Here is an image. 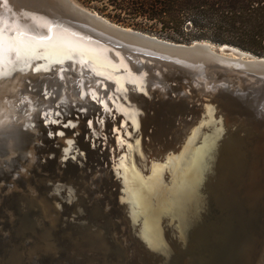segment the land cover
I'll return each mask as SVG.
<instances>
[{
    "label": "bare ground",
    "instance_id": "1",
    "mask_svg": "<svg viewBox=\"0 0 264 264\" xmlns=\"http://www.w3.org/2000/svg\"><path fill=\"white\" fill-rule=\"evenodd\" d=\"M36 22L38 24H33L35 27H29L34 28L32 31L24 27H13L9 32H2L3 28L0 27V132L5 130L13 132L9 135L13 137L23 135L25 138L21 139L24 142H28L31 138L39 139L38 136L41 133L23 132L26 125H34L37 130L43 128L37 116L39 107H29L28 103L26 107V102L22 104L27 96L35 98L36 95H40L34 94L37 89L42 88L37 84L44 83L43 86L46 88L44 91L47 92L41 98V109L48 105H57L58 101L54 97L61 94L66 103H80V105L69 107V114L67 112L66 116H71L73 112L75 114L80 112L82 116L91 117L97 114L95 100L87 99L84 93H81L82 96L79 99L74 95V93L80 94L75 89H69L68 93H59L61 87L58 86L60 83L54 81L55 73H48L52 68L63 67V65L56 67L57 65L66 63L68 60H74L78 64L87 57H92L103 65V67L96 66V73L105 75L104 78L111 81L120 93L123 90L118 87L124 81L141 79L131 72L121 76L110 72L109 64H112L114 68L119 65L126 68L132 66L125 60L119 59V64H116L115 60L113 62L109 55L103 53V47L98 43L83 36L80 37L81 35L71 34L65 29L53 30L44 19H37ZM37 26L44 28L46 32ZM42 37H51L44 47L39 44ZM33 65H36L35 69H40L42 73L38 70L34 71L35 73L27 72ZM74 66L77 65L74 64ZM89 90L93 93L98 92L91 87ZM115 95L116 98L112 101H115L117 110L125 114L124 121L130 120L127 125H134L139 129L144 139L141 143H138L136 139L129 140L131 143L129 148L126 147L128 150H125L118 169L125 179L123 180L124 189H126V207L131 208L133 215V217L128 215L127 219L131 220L129 224L125 219L122 221L130 232L132 228V232L139 237L142 253L144 250L156 253L155 258H148V263L184 264L182 256L193 250L195 253L188 256L185 264H234L235 262L236 264H264V217L255 223L256 210L253 208L264 194V140L259 143L258 161L252 166H247L243 138L237 134V131L224 133L220 130L219 120H214L210 116L199 123L200 128L195 132L194 137L178 152L176 148L182 143L181 137L199 117L182 116L193 113L192 108H185L183 99L174 105L177 110L170 111L171 114L174 112V115L165 113L162 116L153 114L155 111H150L147 106L146 108L141 106L130 94L122 93L123 99H120L118 94ZM183 97L187 96L183 95ZM61 107L64 113V107ZM223 108L229 110V105L225 104ZM254 112V110L248 111L247 114L251 115ZM8 118L12 120L11 123L7 120ZM245 118L257 127L262 125L264 128V116H245ZM69 119L73 120L71 117ZM54 128L57 127L54 125ZM49 131L56 132V130ZM42 135L44 140H41V145L45 147L47 134ZM69 140L71 141V137ZM4 144H6L5 140L1 142L0 148ZM42 146L39 148L42 149ZM146 147L153 148V151L152 149L147 151ZM103 154L104 152L100 156ZM91 155L94 157L95 153ZM159 156L160 160H157ZM6 165L7 169H12L11 164ZM114 185L119 192L117 182ZM69 189L72 188H67L63 183L52 184L51 192L56 195L55 198L58 200L56 204L60 212H57V208L50 209V212L53 216L57 214L58 218L59 214L63 215L67 230L70 229L72 232H68V238L57 243L60 248L57 250L51 240L50 232L36 234L35 228H32L33 233L36 234L34 236L36 241L40 239L43 245L46 244L45 252L41 254L44 256L49 254L48 257L52 258L51 256L57 251L60 253L64 250L66 253L65 250L71 247V254L67 256L71 260L75 259L73 253L81 255L84 253L91 256L88 259L89 264H102L103 261L106 262L102 259L107 256L111 258L113 250L107 236L113 232L107 226L99 225L100 223L90 222V225L80 218L79 214L86 210L84 204H80L82 201L76 202L79 205L68 203V206L59 202L61 200L71 202L74 199L72 194L65 199L67 196L65 193ZM61 195L64 198H60ZM128 196L129 200H127ZM115 200L117 202V197ZM32 203L36 205L38 202L32 199ZM32 203L28 206L33 205ZM69 206H72L73 212L77 211L79 214L74 216L70 212L66 213ZM242 209L246 211V215L240 217L237 212L240 213ZM26 215L18 222L16 228L10 226L15 230L11 228L8 235L18 232V229L23 233L30 231L31 228L26 227L27 223L24 220L29 223L34 221ZM238 217H245V219L238 220ZM62 223L63 218L61 225ZM255 224L256 228L253 227ZM32 226L34 227V224ZM23 233L21 235L25 237ZM29 233L33 235L31 231ZM112 236L114 238L113 234ZM72 240L75 243L69 246L67 243H71ZM62 241H66L64 246L61 245ZM87 244H90V251L84 252V249L79 251L80 246L87 247ZM133 244L136 245V243ZM34 247V250L30 249L31 246L29 247L28 256L30 253L34 256L33 252L36 253L38 246ZM105 247L109 251L106 252ZM50 252L54 253L50 254ZM16 253V248L10 251L1 264L12 263L15 260L12 258L17 256ZM180 254H182L181 257H179ZM116 256L117 259L112 261L116 264H121L123 256L126 261L127 259L130 261L126 251L123 254L120 249H117ZM25 257L22 258L25 259ZM28 260V264H32L33 259L28 258Z\"/></svg>",
    "mask_w": 264,
    "mask_h": 264
},
{
    "label": "water",
    "instance_id": "2",
    "mask_svg": "<svg viewBox=\"0 0 264 264\" xmlns=\"http://www.w3.org/2000/svg\"><path fill=\"white\" fill-rule=\"evenodd\" d=\"M37 19L46 20L49 23V27L53 30L65 29L71 34L81 35L80 37L83 36L98 43L103 47V53L105 52L109 55L113 62L115 60L116 64H119V59L125 60L126 63L132 66L131 68H126L122 65L114 68L112 64H109L111 66L110 72L119 76L131 72L135 74L134 76L141 77V79H137V81H124L118 89L123 90L122 93L125 92L128 95H132L141 106L145 108L147 106V109L150 111L154 110L153 114L163 116L167 113L172 116L174 112L171 114L170 111L177 110L174 105H177L183 99L185 108H192L193 113L182 116L199 117L184 132V136L180 139L182 143L176 148L178 152L194 137L195 132L200 128L199 123L205 118L212 116L214 120H219L221 131L223 130L224 133L237 131V134L243 138V149L246 153L247 166H252L258 161L257 154L260 148L259 143L261 140H264V128L262 125L261 127L260 125L257 127L253 122L248 121L245 116H264V57L255 56L234 46H220L209 41L177 43L158 38L113 23L94 11L80 7L71 0H0V27L3 28L1 29L2 32H9L13 27H24L32 31L34 28L29 27H35L33 24H38L36 22ZM40 29L44 30V28ZM69 64H72V66H67ZM74 64L77 66L75 67ZM61 65L64 68H52L48 72L55 73L54 81L60 83L58 86L61 87L59 93H68L69 89H75V91L77 90L80 93L79 95L72 90L70 92L78 96L77 99L82 96L81 93H84L85 97L89 100L94 99L97 104V114H95L97 120L87 125L83 117V121L86 122L85 125H82L83 122L81 120L77 121L78 127L82 125V131L86 132V134L77 129L78 127L73 128L70 126L71 122L67 123L66 127H63L64 125L61 126L59 121L54 119L46 121L42 130H37L36 127L34 128V125H26L23 132H35L37 134L41 132V135L43 133L47 134V145L41 150L36 147L33 138L29 140V146H26L23 150H19L13 146L11 148L9 143L4 144L0 148V217H5L16 199L14 198V188H11L14 183L12 179L13 170L10 173V170L6 169V155L18 151L25 155L28 153L30 159L28 158L29 161L26 167L31 166L35 158L41 161V163H46L50 159L57 161L58 168L47 181L36 179V182L39 183L38 185L41 186L40 192L43 195H47V198L52 201L51 204L56 206L54 208H57L60 212V208L55 201L56 195L51 192L52 184L63 183L64 186L72 188L77 193V201H82L80 204H84L86 207L85 211L80 214L78 213L80 218L90 225V222H97L100 223L99 225L107 226L115 234L121 231L120 221L125 219L129 224L131 220L127 219L128 215L130 214L133 217L131 208L128 209L126 207L125 179L119 172V163L124 157L126 147L129 148L131 143L129 140L136 139L138 143L144 142L143 134L134 125H127L130 120L124 121L125 114L117 110L115 101L113 102L112 99L115 100V94H118L120 99L124 97H122V93L115 88V85L111 81L104 78L105 75L96 73V66L103 67L96 59L87 57V59L78 62V64L74 60H68L66 63H62L56 67ZM35 66L30 67L27 72L35 73L34 71L36 70L40 71L38 68L35 69ZM62 74L64 76H61ZM43 84H37L42 86V88L34 92L35 95L40 94L39 96L36 95L35 98L27 96L26 100L22 102V104L26 102V105L28 103L29 107H39L37 116L40 115L41 98L44 96V93H47L44 91L46 88ZM90 87L98 92L93 93L89 90ZM183 95L187 97L185 98ZM62 96L58 94L54 98L58 101V106L64 107L63 115L67 118L71 117L73 120H75V117L80 118V112H78L80 116L78 114H76L77 116H73L75 115L74 112L71 113V116H66L68 108L71 105H80V103H66L64 101L65 98ZM225 104L229 105V110L223 108ZM252 110L255 111V114L248 115V111ZM112 116L119 123L114 126L115 128L110 137L105 133V125L106 123L110 125L117 123L115 122L116 120L110 121ZM223 117L224 119H221ZM54 125L57 128H54ZM49 130H56V132H50ZM11 134L13 132L1 131L0 144L4 140L8 141L7 137ZM70 136L71 141L69 140ZM110 141L114 144V147L111 148V157L108 161L104 157L103 160H100L99 155L101 154H99V148L102 146L101 143L106 142V144H109ZM76 142L80 143V145ZM32 146L34 152L31 149ZM149 149L146 147L147 151ZM151 149L153 151V148ZM93 152L95 153L94 157L91 155ZM96 159L98 163H96ZM157 160H160V156ZM94 168L98 170L107 169V175L112 174L114 181L117 182L120 193L117 196V202L111 204L108 195V203L106 204L110 207L112 206L111 209L117 212L120 210L122 212L121 218L111 212V210H108V206L105 209L103 203L98 201V197H92L95 193V187L93 188L91 182L86 178L89 176L90 179L95 174L96 169ZM60 198H64L63 195ZM127 200H129V196ZM29 203H25V213L21 207H18L16 211L18 222L31 211L32 208L28 206ZM253 208L256 210L254 220L257 223V221L264 217V194ZM242 210L240 213L237 212L240 217H243L244 214L246 215V211ZM76 214L77 211L72 212V215L76 216ZM59 215V219L63 218V223L55 230L60 232L62 236L57 235L56 237L60 239H64L61 237L68 238V232L72 231L70 229L67 230L64 216ZM239 219L242 220L245 217H238ZM247 220L250 221L248 217ZM24 222L27 223L26 227H30V231L33 233L32 230L34 229L32 228L34 227L32 225H35L36 222L29 223L27 220H24ZM253 227L256 228V224ZM125 228L119 234V237L117 236L118 239H114L112 234L107 236L113 251L111 252V258L107 256L102 259V261H106H103L102 264H116L112 261L117 259V249H120L123 254L127 251L131 256L130 261L128 259L126 261L123 256L121 264H149L148 258H155L157 256L156 253L146 250L142 253V248L139 246V237L132 232L131 227V232L128 227L126 231ZM17 231L12 233L10 240H14V243L10 250H7L6 247H0V264L3 258L7 257V254L15 250V248L17 256L16 258H12L15 260L10 264H28V258L32 259V253L28 256L27 252H25L26 240H30V249L34 250V246L39 245L36 237L32 235L30 238L25 235L26 231L24 233L20 232L19 229ZM254 231L256 232V229ZM22 233L25 237L21 235ZM122 235L123 237L121 238ZM124 241L126 248L125 245H122ZM133 243H136V245L134 246ZM61 251L64 253V250ZM41 252L44 254L45 251L38 246L36 253L33 252V255L36 254L37 259L45 257ZM3 253L6 254L3 255ZM193 253L195 252L190 250L184 253V256L180 254L179 257L182 256L185 264V260ZM66 255L67 253L62 255L64 260L66 259L65 261L70 262V258H67ZM23 256H26L25 259L22 258ZM73 256L75 259L72 260L76 264H89L90 262L88 259L91 256L88 254L73 253ZM60 263L62 264V261Z\"/></svg>",
    "mask_w": 264,
    "mask_h": 264
},
{
    "label": "trees",
    "instance_id": "3",
    "mask_svg": "<svg viewBox=\"0 0 264 264\" xmlns=\"http://www.w3.org/2000/svg\"><path fill=\"white\" fill-rule=\"evenodd\" d=\"M123 27L177 43L209 41L264 57V0H79Z\"/></svg>",
    "mask_w": 264,
    "mask_h": 264
},
{
    "label": "rangeland",
    "instance_id": "4",
    "mask_svg": "<svg viewBox=\"0 0 264 264\" xmlns=\"http://www.w3.org/2000/svg\"><path fill=\"white\" fill-rule=\"evenodd\" d=\"M71 1H73L75 4L79 5L80 7L88 9L85 6H83L79 0H71ZM88 10H90V9H88ZM91 11H93V10H91ZM71 106H73V105H71ZM61 109H62V107L58 106V105H48V106H46V108L41 109L40 115H39L41 122L39 121V123L43 124V126H45L44 124L46 121H50V120L54 119V120L59 121L60 125H62V126L64 125L63 127H66L67 123L71 122L72 124L70 123V126H72L74 128V127H78L77 121L81 120L83 122L82 125H85V123L87 122L86 123V125H87L88 123L92 124L97 120V116H92V117L91 116H82V115L80 116L79 114L78 115L80 116V118L75 117L74 118L75 120H70L69 118L64 117L65 115H63ZM73 116H77V115L75 114ZM82 117L85 118L86 122L83 121ZM7 120L10 123L12 122V120L10 118H8ZM112 120H116V119H113V116H112V118H110V121H112ZM115 122H117V123L116 124L114 123V125H110L108 123H106V125H105L106 126L105 133L110 137L112 135V131L115 128L114 126H116L119 123L117 120ZM81 126H79L78 128L82 131ZM83 133L86 134V132H83ZM78 136L81 137L82 135H78ZM38 137H39V139L34 140V143H35L37 148L42 146L41 140H44V137H43V135H41V133L39 134ZM8 138L9 139H8V141H6V144L9 143L10 147L13 146L14 148H17L19 150H23V149H25L26 146H29V140L30 139H28V142H24V140L21 139V138H25V136H23V135H18L15 137L9 136ZM45 144L47 145V143H45ZM101 144H102V146L99 148L100 149L99 154H101L103 152H104V154L102 156L99 155L100 160H102L104 157L105 160L108 161L109 158L111 157V154H110L111 148L114 147V144L112 143V141H110L109 144H106V142H102ZM10 147H9V149H10ZM43 148H44V145L42 146V149ZM31 149H33V146L31 147ZM39 150H41V149L39 148ZM33 152H34V149H33ZM28 156H29L28 153L25 155V154H21L18 151H14L11 154L6 155V159H7L6 162L12 165V169L10 170V173L13 170L12 179L14 180V183L12 184L11 188H14L13 189L15 191L14 198H16L17 200L14 201V204H12L11 209L7 211V214L5 213L6 214L5 217H3V218L0 217V247H3V248L6 247L7 250L11 249V247L13 245L12 242H14V241L10 240L12 238L11 237L12 234L10 236L8 234L11 231L10 229L13 227L16 228V226L18 224L16 211H17L18 207H21V209L25 213L26 212L25 211V208H26L25 203L26 202L32 203V199H35V200H37L38 203L36 205H34L32 203L33 205L29 206L30 208H32L30 211L31 213L30 212H29L30 214L27 213L26 216H30L31 219L34 222H36L34 225V228L36 230V234L50 232V234L52 236L51 240L54 242V244H55L54 246L58 250L60 248H59L57 243L60 242L61 240H65V237H61L64 239H60V238L56 237L57 235H59V236L61 235L60 232H57L55 230V229L59 228V226L61 225V221L58 218L57 214H55V216L51 215L50 209H52V208L54 209L55 205L51 204L52 201L47 198V195H45V194L43 195L40 192L41 186L38 185L39 183L36 182V179H39V180L42 179L44 181H47L52 176V174H54L56 172V170L58 168L57 161L50 159L46 163H41V161H39L37 158H35L36 161L35 160L32 161L33 164H31V166L26 167V165L28 164V161L30 159ZM30 156H31V154H30ZM96 163H98V160L96 161ZM99 167H101V166H99ZM6 169H7V167H6ZM94 169H96L95 174L93 176H91L90 179H89V176H87L86 179L89 182H91V186H93V188L95 187L94 188L95 193L93 194L92 197H98V201L103 203V206H105L104 208L106 209V206H108L106 204V203H108V200H107L108 195L110 197V201H111L110 203L115 204L116 203L115 198L118 196L119 192H118L117 187L114 185V184H116V182L114 181L112 174L109 176L107 175V172H108L107 169H100V170H98L97 168H94ZM63 193H64V191H63ZM65 194L67 195L65 197V199H67L71 194H72L74 199L71 202H65L63 200H61L59 202H61L64 206H66V205L68 206L69 205L68 203H70V205L71 204L72 205L77 204L76 203L77 200L75 201V199L78 198V195L76 192H74L72 189H69V191H67ZM55 201L58 202L57 199H55ZM14 205H16V206H14ZM77 205H79V204H77ZM111 207L108 206V210H111V212H113L114 214L118 215L121 218L122 213H120V210H118V212H117L116 210L111 209ZM27 208H28V206H27ZM71 208H72V206H69L66 213H69V212L72 213L73 209H71ZM39 209H41V210L39 211ZM57 212H58V210H57ZM55 213H56V210H55ZM13 220H15V221L11 222ZM119 224L121 227V231H119L118 233L116 232L115 234L112 233L114 235V238H116V239H118L117 236L119 237V234L122 233L123 229L125 228V224L123 223V221H120ZM10 226H13V227H10ZM32 234L34 236H36L35 233H32ZM25 235L30 237V238L32 236V235H30L29 232H25ZM100 235H101V233H100ZM122 237H123V235H122ZM78 238H81V237H78ZM85 238H87L86 235H85ZM10 242H11V244H10ZM37 242L39 244L38 246L41 249L42 248L44 249L46 244L43 245L42 242L40 241V239ZM65 242L66 241H62L61 245L64 246ZM70 242L71 243H67L69 246H71L72 243H73V245L75 243L74 240H72ZM85 243H87L86 240H85ZM127 243L129 244V242H127ZM26 244H27V247H26V252H27V250L30 247V240H27ZM107 244H108V242H107ZM122 245H125V247H126L125 242ZM83 249L85 250L84 252L90 251L91 250L90 244L89 245L87 244V247L86 246H83V247L80 246L79 247V251H81ZM104 249L106 252H107V250L109 251V249H107L106 247ZM65 251L67 253V255H66V257H67L68 254H71V251H72L71 247L67 248ZM53 253L54 252H50V254H53ZM45 255H46L45 258L41 257L38 259L34 255L32 258L33 259L32 264H61L60 263L61 261H62V264H69L68 261H65L66 259L64 260V258L62 256V255H64L63 252L58 253V251H57L54 255L51 256L52 258L56 257L57 259L49 258L48 257L49 254H45ZM127 256L131 257L130 253H127ZM2 262H3V260H2ZM70 264H76V263H74L70 259Z\"/></svg>",
    "mask_w": 264,
    "mask_h": 264
},
{
    "label": "snow or ice",
    "instance_id": "5",
    "mask_svg": "<svg viewBox=\"0 0 264 264\" xmlns=\"http://www.w3.org/2000/svg\"><path fill=\"white\" fill-rule=\"evenodd\" d=\"M50 39H51V37H42V38L40 39V41H39L40 46H41V47H44L45 44H46V42H47L48 40H50Z\"/></svg>",
    "mask_w": 264,
    "mask_h": 264
}]
</instances>
